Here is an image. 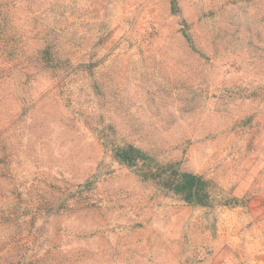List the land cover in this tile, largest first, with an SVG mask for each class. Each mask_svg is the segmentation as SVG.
Wrapping results in <instances>:
<instances>
[{
  "label": "rangeland",
  "instance_id": "1",
  "mask_svg": "<svg viewBox=\"0 0 264 264\" xmlns=\"http://www.w3.org/2000/svg\"><path fill=\"white\" fill-rule=\"evenodd\" d=\"M0 264H264V0H0Z\"/></svg>",
  "mask_w": 264,
  "mask_h": 264
},
{
  "label": "trees",
  "instance_id": "2",
  "mask_svg": "<svg viewBox=\"0 0 264 264\" xmlns=\"http://www.w3.org/2000/svg\"><path fill=\"white\" fill-rule=\"evenodd\" d=\"M181 178L183 179L179 180L178 183L182 184L183 182H186L187 184H190L191 187L201 181V178L193 173L181 174Z\"/></svg>",
  "mask_w": 264,
  "mask_h": 264
}]
</instances>
